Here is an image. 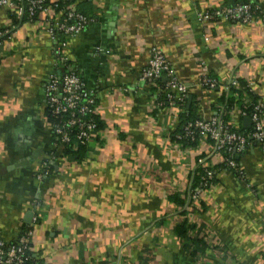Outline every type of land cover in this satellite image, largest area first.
<instances>
[{
	"label": "crops",
	"instance_id": "crops-1",
	"mask_svg": "<svg viewBox=\"0 0 264 264\" xmlns=\"http://www.w3.org/2000/svg\"><path fill=\"white\" fill-rule=\"evenodd\" d=\"M70 1L94 14L67 54L95 93L103 129L93 134L85 159L56 160L48 177H35L53 144L45 87L63 66L43 29L21 25L0 51L3 239L14 243L28 226L30 252L42 264H264V152L253 145L240 156L244 178L222 170L195 203L177 205L170 196L189 193L199 158L218 165L223 155H207L206 137H198L195 147L172 140L179 114L174 107L158 108L154 88L142 79L152 48H158L188 86L199 118L225 110L230 99L248 105L247 88L264 110V0H248L260 9L250 23L207 25L198 12L237 0ZM7 20L0 8V28ZM203 75L219 86L233 78L236 84L204 93ZM239 108L230 109L234 122L250 132L251 120L237 115ZM28 212L31 224L25 221ZM183 219L193 236L205 240L201 249L196 244L187 249L175 235Z\"/></svg>",
	"mask_w": 264,
	"mask_h": 264
},
{
	"label": "built area",
	"instance_id": "built-area-1",
	"mask_svg": "<svg viewBox=\"0 0 264 264\" xmlns=\"http://www.w3.org/2000/svg\"><path fill=\"white\" fill-rule=\"evenodd\" d=\"M0 0V8L7 10L15 19L21 20L26 13L28 19L24 23L16 25L8 17L5 26L0 28V47L6 48L8 42L14 36V32L23 24H31L43 31L53 41V53L57 56V62L66 67L70 62L67 50L70 41L79 36L86 26L93 20L79 12L75 5L68 7H59V0ZM39 12L38 17L35 16ZM260 12L259 6L253 2L237 4L233 6H219L217 9L209 11H200L197 13L198 20L205 25L210 21L225 20L237 21L243 24L252 22ZM8 16V15H7ZM209 37L205 36V41ZM142 79L151 85L153 89V101L158 108L174 107L180 114L188 99V86L180 81L174 72V69L164 53L158 48H152L151 56L146 67L142 72ZM44 97L45 105L51 109L55 116H65V122L50 125L49 132L55 134L59 142L53 143V151L70 141L69 129L77 126L76 139L81 144H90L95 134V124L91 120L83 119V116L95 112L96 96L94 91L87 88L84 80L77 73H51L47 80ZM162 81V82H161ZM160 82L162 89L159 88ZM236 84V79H232L225 85L219 86L216 78L209 75H203L200 78L199 86L204 93L210 94L211 91L219 88L221 90L230 89L231 85ZM164 96L165 99H161ZM245 107L239 108L237 115L249 117L251 120V131H240L234 122L233 111H230L229 121L224 120V110L216 112L210 119L204 120L198 118L194 123H189L186 127L187 135H192V128L199 129V137H206L211 144L209 156H222L223 153L239 155L247 152L253 145L260 146L264 152V110L263 102L259 101L253 106V111L248 114ZM239 125V124H238ZM54 155L44 158L35 177L43 180L50 175V166L55 165ZM227 165L237 169L241 178H244L242 168L233 158H228ZM199 164L205 167L206 178L214 176L215 170L207 162V157L203 156L198 160ZM237 167V168H236ZM207 189L197 188L193 198H200L207 193ZM32 231L23 232L19 238L8 246L0 232V264H23L21 253L29 248ZM5 246H8L5 250Z\"/></svg>",
	"mask_w": 264,
	"mask_h": 264
},
{
	"label": "trees",
	"instance_id": "trees-1",
	"mask_svg": "<svg viewBox=\"0 0 264 264\" xmlns=\"http://www.w3.org/2000/svg\"><path fill=\"white\" fill-rule=\"evenodd\" d=\"M14 1H18V0H14ZM23 2H24V0H23ZM48 2H49V0H45L44 4H47ZM248 2H249L248 0H237V2L234 5L244 4V3H248ZM75 3L76 2H71L70 0H59V7L64 8V7H68V6L75 4ZM79 5H80V3H78V4L76 3V8L79 12H81L83 15H85L87 17H90V18L93 17V15H94L93 12L88 13V12L84 11V9L80 8ZM6 14L8 15V17L10 19H12L14 21V23L16 25H18L19 23L20 24L24 23L28 19V16L26 13L22 16L21 20L15 19V17L13 15H10V13L7 10H6ZM39 14L40 13L37 12L35 19H36V17H38ZM259 14L260 13L257 12V15H259ZM71 71H73L79 75V73L74 70L73 66L71 65V62H69L68 65L66 67H63L61 70L62 73L71 72ZM161 85H162V83L160 82V86H159L160 89H162ZM243 88H245V86ZM245 91H246V94L248 95V98L250 100L248 102L249 103L248 105L245 104V102H242L239 98L237 100L230 99L228 101H225V104H224L225 105V110H224V112H225L224 120L225 121H229L228 112L235 105H238L240 107H245V105H247V107L244 108V110H246L248 114H250L253 111V106L255 104H257L258 97L254 93H252L249 88L245 89ZM161 99H165L164 96H162ZM186 105H187V101H186V104H185L182 112L179 114V125L175 129V131H173L171 133L170 138L174 141L179 142L180 144H182L185 147H195L198 144L199 129L194 127V128H192V130H193L192 135H187L185 127L189 123H194L199 118V116L197 114L198 108L196 106L194 99H192V98H191L190 105L188 108ZM45 118H46L47 123H49V125H54V124H58L60 122H62V123L65 122L67 119V114H65V116H62V117L61 116H55L54 114H52L51 109L45 105ZM83 119L91 120L95 124L96 132H99L103 129V125L100 122V120L98 119V116L95 114V112H92V113H89V114L83 116ZM241 128L242 127H240L239 130L244 131L243 128L242 129ZM77 130H78L77 126H72L69 129L70 141L64 143L61 146V148L54 150V151L52 149L53 146H51V149H50L51 151L48 152V154H47L48 157L54 155L57 160L66 159L69 162H77V163L82 161L83 159H85V156L89 150V148H88L89 144H81L76 139ZM50 137L52 138L53 143L57 144L59 142V140L56 138L57 136L55 134L50 133ZM243 154H239L237 157L236 155H232V154L230 155V154L223 153L222 163H220L218 165H211L212 166L211 168L214 169L215 172H214V176L210 179L206 178L205 167L202 166V164L198 163L197 168L189 177V180H190V182H189L190 183L189 193L184 195V196L179 194V193H173L170 196V200L172 202L176 203L177 205H180V206H185L186 204L191 205L192 203H195L194 201L198 200V198H193V194L196 192V189L197 188H204V189L210 190L211 187L218 182L217 181L218 173L221 172L222 170H225V169L235 170L237 176L240 177V174L238 173L237 169L229 167L227 165L226 159L233 158L234 160H236L237 163H239V161H240L239 158ZM50 171L51 172L53 171V165L50 166ZM51 172H50V174H51ZM198 202L200 203L201 206L204 205V202H202V201H198ZM185 213H186V211L184 210L183 214H185ZM183 220H184L183 222L177 224L174 227L173 231H174L175 235L177 236V238L179 240H181V242L184 243V245H185V247H187V249L191 247V244H196L197 249H201L204 246L205 240L197 238L196 236H193L190 233V231L192 229L191 225L188 224L186 219H183ZM30 230H31V228L26 226V227H24V229L22 231L25 233V232H28ZM11 244H14V243H10V244H8V246H10ZM8 246L4 247L5 250H7ZM20 256L23 259V264H42V262L40 260L33 257L32 253L30 252V244H29V248L24 249Z\"/></svg>",
	"mask_w": 264,
	"mask_h": 264
},
{
	"label": "water",
	"instance_id": "water-1",
	"mask_svg": "<svg viewBox=\"0 0 264 264\" xmlns=\"http://www.w3.org/2000/svg\"><path fill=\"white\" fill-rule=\"evenodd\" d=\"M3 50V48L2 47H0V51H2ZM190 101H191V97L189 96L188 97V99H187V108L189 107V105H190ZM250 119V118H249ZM245 121L246 122H249V120L246 118L245 119ZM237 157H238V155H237ZM32 218H33V213L32 212H28V214L25 216V221H26V223L27 224H31L32 223Z\"/></svg>",
	"mask_w": 264,
	"mask_h": 264
}]
</instances>
